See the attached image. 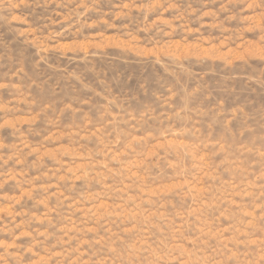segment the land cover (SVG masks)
<instances>
[{
  "label": "rangeland",
  "instance_id": "374dc122",
  "mask_svg": "<svg viewBox=\"0 0 264 264\" xmlns=\"http://www.w3.org/2000/svg\"><path fill=\"white\" fill-rule=\"evenodd\" d=\"M0 264H264V0H0Z\"/></svg>",
  "mask_w": 264,
  "mask_h": 264
}]
</instances>
